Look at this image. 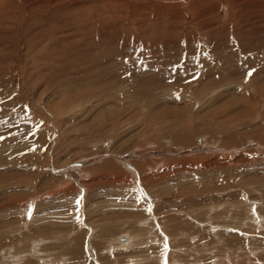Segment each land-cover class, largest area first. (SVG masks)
<instances>
[{
  "label": "rangeland",
  "instance_id": "374dc122",
  "mask_svg": "<svg viewBox=\"0 0 264 264\" xmlns=\"http://www.w3.org/2000/svg\"><path fill=\"white\" fill-rule=\"evenodd\" d=\"M0 264H264V0H0Z\"/></svg>",
  "mask_w": 264,
  "mask_h": 264
},
{
  "label": "snow or ice",
  "instance_id": "6c2138e0",
  "mask_svg": "<svg viewBox=\"0 0 264 264\" xmlns=\"http://www.w3.org/2000/svg\"><path fill=\"white\" fill-rule=\"evenodd\" d=\"M249 74H251V73H249ZM165 247H167V245H165Z\"/></svg>",
  "mask_w": 264,
  "mask_h": 264
},
{
  "label": "bare ground",
  "instance_id": "6f19581e",
  "mask_svg": "<svg viewBox=\"0 0 264 264\" xmlns=\"http://www.w3.org/2000/svg\"><path fill=\"white\" fill-rule=\"evenodd\" d=\"M139 8V7H138ZM156 8V7H155ZM121 240V239H120Z\"/></svg>",
  "mask_w": 264,
  "mask_h": 264
}]
</instances>
